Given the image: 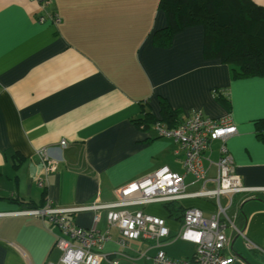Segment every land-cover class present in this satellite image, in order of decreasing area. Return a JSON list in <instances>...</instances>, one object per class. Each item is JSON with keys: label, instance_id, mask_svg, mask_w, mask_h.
Listing matches in <instances>:
<instances>
[{"label": "crops", "instance_id": "crops-1", "mask_svg": "<svg viewBox=\"0 0 264 264\" xmlns=\"http://www.w3.org/2000/svg\"><path fill=\"white\" fill-rule=\"evenodd\" d=\"M251 1L264 7V0ZM159 2L45 0L43 6L35 0H0V264H59L57 227L25 212L47 202L68 209L69 221L88 229L93 212L73 209L116 202L118 189L161 168L183 176L188 191L200 189V181L184 168L185 151L160 137L155 126L144 131L132 124L141 102L157 115L162 97L181 112V122L191 111L213 120L230 115L236 134L225 146L234 171L243 186L264 187V126L258 123L264 119V77L235 79L230 65L205 59L201 26L176 33L167 48L156 47L153 33L166 24ZM49 14L59 23L48 18L39 23ZM215 89L226 91L229 110L215 99ZM221 145L211 142L201 154L208 178L217 173ZM42 149L58 160L55 172L45 171ZM222 199L226 207L228 200ZM171 203L178 211L168 212ZM171 203L121 210L165 219L171 236L179 230L184 208L196 207L206 218L217 212L213 199ZM25 204L34 208L26 210ZM239 210L243 217L235 224ZM226 212L234 227L226 230L225 255L237 258L232 242L238 232L264 250V192L234 196ZM96 228L108 230L102 253L120 264H130L121 253L148 264L139 254L157 252L144 241L121 248L119 230L108 227L105 211Z\"/></svg>", "mask_w": 264, "mask_h": 264}, {"label": "built area", "instance_id": "built-area-1", "mask_svg": "<svg viewBox=\"0 0 264 264\" xmlns=\"http://www.w3.org/2000/svg\"><path fill=\"white\" fill-rule=\"evenodd\" d=\"M35 1L45 6V0ZM46 18L55 24L59 23L58 16L50 14L39 17V23H44ZM155 129L160 137L172 139L180 150L185 151L184 168L194 175L196 181H200V189L188 191L184 177L164 167L137 182L118 189L116 202L95 203L84 208L73 209V211L93 212V225L88 229L70 222L66 217L68 209L58 210L48 202L41 208L25 211L35 217L46 218L51 225L57 227L59 235L56 237L55 248L60 252L59 264H99L101 261L105 264H120L119 258L102 253L103 245L109 239L108 230L100 231L96 228L103 211L106 212L108 227L119 230L120 237L117 244L121 248H126L129 241H144L150 244L149 248L157 250L154 256H148L146 252L139 254V257L148 264H234L236 258L233 255H225L226 249L229 248L226 230L234 227L226 211L233 206L234 196L261 193L264 192V187L243 186L240 177L234 171L233 158L225 146L227 139L236 134L230 115L213 120L203 117L199 112L191 111L177 127L166 129L155 125ZM215 141L222 143L217 173L214 177L208 178L203 173L201 154L211 142ZM65 146L66 142L61 141L60 147ZM39 156L47 173L56 171L58 160L50 155L49 149L40 150ZM208 182L213 183L214 187L207 188ZM222 198L228 200L226 207L221 205ZM182 199H213L217 204V212L214 216L206 218L196 207L184 208L179 230L171 236L165 219L142 210L134 213L121 210L151 203L168 204ZM237 234L242 236L240 232ZM176 239L194 246V253L190 259L172 260L161 250L169 240ZM245 245L248 250L264 257L263 249L247 240ZM118 256L130 264H137L134 258L124 253Z\"/></svg>", "mask_w": 264, "mask_h": 264}, {"label": "trees", "instance_id": "trees-1", "mask_svg": "<svg viewBox=\"0 0 264 264\" xmlns=\"http://www.w3.org/2000/svg\"><path fill=\"white\" fill-rule=\"evenodd\" d=\"M159 8L165 13L166 24L153 33L156 47L167 48L176 33L201 26L205 59H217L230 65L235 79L264 77V7L251 0H160ZM213 95L224 108L230 109L225 90L215 89ZM158 107L155 115L147 101L141 102L139 115L132 124L144 131L155 125L172 129L180 124L181 112L164 98L159 97ZM258 123L264 126V119ZM23 207L26 210L34 208L31 204ZM166 208L169 213L179 209L173 203Z\"/></svg>", "mask_w": 264, "mask_h": 264}, {"label": "rangeland", "instance_id": "rangeland-1", "mask_svg": "<svg viewBox=\"0 0 264 264\" xmlns=\"http://www.w3.org/2000/svg\"><path fill=\"white\" fill-rule=\"evenodd\" d=\"M257 198H261V196H257ZM222 201H224L222 199ZM163 207V204L161 205ZM160 206V208H161ZM164 209V208H163ZM231 214V213H230ZM231 217V216H230ZM240 217H243L239 210V215L234 220L235 224H238ZM230 231V230H229ZM228 231V233H229ZM232 239L237 235L234 233ZM137 249V248H136ZM167 255L181 260L188 256H191L194 252V246L186 243L182 240L171 241L167 246L162 248ZM233 251L236 254L237 258L234 264H264V257L256 252L248 250L245 245V240L241 236L237 237L233 244ZM155 251H152V253ZM133 253V252H132Z\"/></svg>", "mask_w": 264, "mask_h": 264}, {"label": "water", "instance_id": "water-1", "mask_svg": "<svg viewBox=\"0 0 264 264\" xmlns=\"http://www.w3.org/2000/svg\"><path fill=\"white\" fill-rule=\"evenodd\" d=\"M235 241V240H234ZM234 241L232 242V245L234 244Z\"/></svg>", "mask_w": 264, "mask_h": 264}]
</instances>
